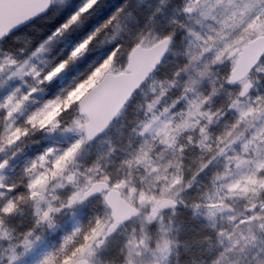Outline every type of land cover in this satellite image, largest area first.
Wrapping results in <instances>:
<instances>
[{
	"label": "rangeland",
	"instance_id": "374dc122",
	"mask_svg": "<svg viewBox=\"0 0 264 264\" xmlns=\"http://www.w3.org/2000/svg\"><path fill=\"white\" fill-rule=\"evenodd\" d=\"M257 36L264 0H51L0 42V264H264V58L226 84V54ZM163 38V64L88 144L79 100ZM98 181L139 213L99 247L109 212L80 199Z\"/></svg>",
	"mask_w": 264,
	"mask_h": 264
},
{
	"label": "water",
	"instance_id": "95a60500",
	"mask_svg": "<svg viewBox=\"0 0 264 264\" xmlns=\"http://www.w3.org/2000/svg\"><path fill=\"white\" fill-rule=\"evenodd\" d=\"M49 9L50 0H0V41L41 19ZM169 47L170 40L162 39L146 49L133 48L128 55L125 73L105 74L80 99L77 104L78 115L86 119L84 134L87 143L95 142L105 133L123 107L162 64ZM229 56H235L236 60L229 73L228 83L236 85L246 80L264 57V36L247 41L232 50ZM59 132L60 128L45 129L39 138H51ZM22 154V150L14 152L9 163ZM103 194L112 223L106 231V237H109L118 226L136 219L137 211L121 198L118 191L109 189L103 182L90 184L81 198L83 201L95 200ZM73 264L88 262L78 260Z\"/></svg>",
	"mask_w": 264,
	"mask_h": 264
},
{
	"label": "trees",
	"instance_id": "16d2710c",
	"mask_svg": "<svg viewBox=\"0 0 264 264\" xmlns=\"http://www.w3.org/2000/svg\"><path fill=\"white\" fill-rule=\"evenodd\" d=\"M227 80V79H226ZM227 84V83H226ZM228 85V84H227ZM229 86V85H228ZM230 87V86H229ZM232 88V87H231ZM234 88H236V87H234ZM88 260H89V262L91 261V258L90 257H88L87 258Z\"/></svg>",
	"mask_w": 264,
	"mask_h": 264
},
{
	"label": "clouds",
	"instance_id": "9594fccd",
	"mask_svg": "<svg viewBox=\"0 0 264 264\" xmlns=\"http://www.w3.org/2000/svg\"><path fill=\"white\" fill-rule=\"evenodd\" d=\"M109 23H110V21H109ZM58 67H59V66H58ZM62 70H63V69H61V71H62ZM55 74H56V75H59V72H56ZM53 78H54V77H53Z\"/></svg>",
	"mask_w": 264,
	"mask_h": 264
}]
</instances>
